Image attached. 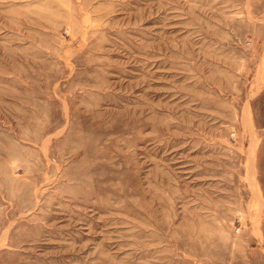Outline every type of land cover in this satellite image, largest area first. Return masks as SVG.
I'll return each instance as SVG.
<instances>
[{
	"label": "rangeland",
	"instance_id": "1",
	"mask_svg": "<svg viewBox=\"0 0 264 264\" xmlns=\"http://www.w3.org/2000/svg\"><path fill=\"white\" fill-rule=\"evenodd\" d=\"M0 264H264V0H0Z\"/></svg>",
	"mask_w": 264,
	"mask_h": 264
}]
</instances>
